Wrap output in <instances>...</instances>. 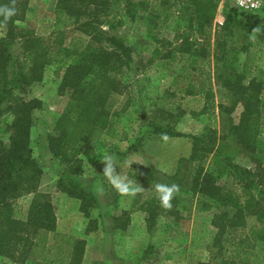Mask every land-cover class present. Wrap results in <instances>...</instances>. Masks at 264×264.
Segmentation results:
<instances>
[{"label": "trees", "instance_id": "trees-1", "mask_svg": "<svg viewBox=\"0 0 264 264\" xmlns=\"http://www.w3.org/2000/svg\"><path fill=\"white\" fill-rule=\"evenodd\" d=\"M225 2L56 0L51 22L27 26L19 24L29 0H16L17 14L0 28V256L18 264H81L86 240L57 231L50 195L39 189L43 171L33 155L31 130L42 101L27 99L25 92L43 80L48 66L62 70L59 91L69 96L47 135V148L64 166L56 186L78 200L79 211L89 219L88 234L97 228L90 218L97 200L79 179L81 154L111 135L126 109L118 107L121 77L142 60L134 59L135 47L119 30L140 21L153 44L149 61L187 59L186 70L175 79L179 88L156 97L149 129L191 141L189 155L178 158L172 174L139 167L130 175L146 189L140 207L146 226L151 229L162 215L178 221L179 196L189 194V207L194 201L195 208L211 211L216 228L207 258L196 264H264V68L259 62L264 35L249 39L253 28L264 27V8L260 15L246 14ZM10 3L0 0V5ZM218 9L224 21L215 26ZM171 22L177 30L169 38L163 33ZM188 112L197 118L217 112V126L207 125L199 134L177 131L173 124ZM222 142L242 148L252 165L220 153ZM156 183L180 186L171 210L160 206ZM24 195L29 202L21 220L14 201ZM124 214L113 218L122 231L130 222Z\"/></svg>", "mask_w": 264, "mask_h": 264}, {"label": "rangeland", "instance_id": "rangeland-1", "mask_svg": "<svg viewBox=\"0 0 264 264\" xmlns=\"http://www.w3.org/2000/svg\"><path fill=\"white\" fill-rule=\"evenodd\" d=\"M55 2L56 0H29L25 21L19 25L51 22ZM103 29L107 27L103 26ZM144 29L143 22L136 21L124 24L119 30L135 47L136 53L133 57L135 60L141 59L142 65L136 61L137 64L121 77L123 92L118 96V107L126 105V109L121 113L114 131L111 135L101 136L96 147L83 150L81 156L83 172L79 179L94 194L97 183H102L106 191L103 196L96 194L99 203L90 213V218L97 223L94 233L85 234L84 229L89 219L79 211L78 200L68 197L57 188L56 183L64 166L51 156L47 148V135L52 132L53 121L62 111L69 96L67 92L59 91L62 70L55 65L48 66L43 80L32 84L25 92L27 99L36 97L42 101V108L33 114L31 130L33 155L43 171L39 189L50 195L58 221L57 231H75L74 234H67L86 240L84 264H196L207 258L206 247L212 241L216 230L211 211L195 208L194 201L189 207V194L179 196L177 208L180 209L181 218L178 221L174 222L172 217L158 216L154 226L148 229L144 221L146 214L140 208L144 201V192L135 197L122 196L102 174L103 164L100 163V157L106 152L118 157L117 171H122L129 178L131 174L139 171V167L172 174L178 158L190 153L191 141L188 137H168L165 141L149 129L151 119L148 115L154 109L156 97L169 87L179 88L175 79L186 70L187 59L175 55L169 60L149 61L153 44L144 36ZM175 29V23L171 22L163 35L171 38ZM14 51H18V45H15ZM259 62L264 68V52L260 54ZM240 111L241 106L234 112L236 120ZM217 123V112L200 115L198 118L188 112L176 120L173 126L185 134H199L207 125L217 126ZM260 134L264 139V123ZM3 137L5 138L4 135ZM130 145L135 149L128 152L127 147ZM218 147L220 153L225 151L233 155L234 162L248 167L252 165L249 157L238 145L222 142ZM126 161L134 163L128 167ZM28 202V195L14 201L16 216L21 220L26 219ZM122 212L130 217V222L127 229L120 233L122 230L117 229L113 218ZM103 215L105 216L102 217ZM91 234L94 237L87 244V237ZM0 264L18 263L0 256Z\"/></svg>", "mask_w": 264, "mask_h": 264}, {"label": "clouds", "instance_id": "clouds-1", "mask_svg": "<svg viewBox=\"0 0 264 264\" xmlns=\"http://www.w3.org/2000/svg\"><path fill=\"white\" fill-rule=\"evenodd\" d=\"M16 0H11L10 4L0 5V28H6L8 22L17 14ZM261 35H264V27L261 25L252 29L249 34V39L252 41L257 40ZM161 138L165 141L168 140L166 133L161 134ZM100 163L103 164L102 174L108 183L122 196L135 197L143 193L146 189L143 188L136 179L129 178L122 171H117L119 168V160L115 154L106 152L100 157ZM133 161H126L128 167H131ZM95 193L99 196L106 194L104 185L97 183L95 186ZM154 191L157 194V199L160 206L166 210H171L172 200L180 192V186L176 183H156Z\"/></svg>", "mask_w": 264, "mask_h": 264}, {"label": "built area", "instance_id": "built-area-1", "mask_svg": "<svg viewBox=\"0 0 264 264\" xmlns=\"http://www.w3.org/2000/svg\"><path fill=\"white\" fill-rule=\"evenodd\" d=\"M228 2L234 9H237L246 14L260 15V12L264 8V0H225ZM224 17L220 11L217 10L215 18V26L222 25Z\"/></svg>", "mask_w": 264, "mask_h": 264}, {"label": "crops", "instance_id": "crops-1", "mask_svg": "<svg viewBox=\"0 0 264 264\" xmlns=\"http://www.w3.org/2000/svg\"><path fill=\"white\" fill-rule=\"evenodd\" d=\"M216 18V17H215ZM84 153V151L82 152V154ZM82 154H81V156H82ZM51 157V156H50ZM94 194V193H93ZM94 196H95V198H96V200H97V204L99 203V199H98V197H96V194H94ZM53 203V202H52ZM97 207V206H96ZM105 215H103L102 217H104ZM109 219L110 220H112V218L111 217H109ZM100 226H101V224H100ZM112 226H115L114 224L112 225ZM56 229H59V227H58V221L56 220ZM118 229V228H117ZM96 230H97V228L95 229V231L93 230L92 232H90V233H94V232H96ZM84 231H85V229H84ZM64 232H67V233H71V234H74L75 233V231H72L71 232V230H68V229H66V230H64ZM120 233H123V231H120ZM126 233V232H125ZM85 234H86V232H85ZM87 235V234H86ZM90 237H87V241L88 240H90L91 238H93L94 237V234H91V235H89ZM87 244H89V241H88V243ZM85 260H86V253L83 255V260H82V262H81V264H84L85 263Z\"/></svg>", "mask_w": 264, "mask_h": 264}]
</instances>
